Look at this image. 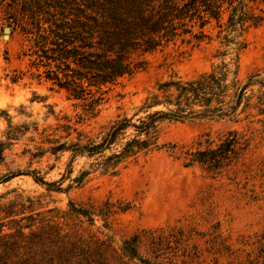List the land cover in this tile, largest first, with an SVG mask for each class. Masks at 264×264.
I'll return each mask as SVG.
<instances>
[{
  "label": "rangeland",
  "instance_id": "obj_1",
  "mask_svg": "<svg viewBox=\"0 0 264 264\" xmlns=\"http://www.w3.org/2000/svg\"><path fill=\"white\" fill-rule=\"evenodd\" d=\"M62 1L0 0V175L18 174L0 183V264H140L121 253L134 235L138 254L163 264H264V121L254 110L251 123L162 121L163 147L115 171L93 165L96 156L50 150L99 140L174 74L191 78L224 61L236 65L240 84L251 75L264 81V25L219 33L212 21L200 41L186 36L146 54L143 70L103 86L90 106L35 65L36 45H51L45 19ZM228 129L249 137L231 167L212 176L184 165L183 153L198 147L200 135L218 140Z\"/></svg>",
  "mask_w": 264,
  "mask_h": 264
},
{
  "label": "trees",
  "instance_id": "obj_2",
  "mask_svg": "<svg viewBox=\"0 0 264 264\" xmlns=\"http://www.w3.org/2000/svg\"><path fill=\"white\" fill-rule=\"evenodd\" d=\"M52 7L55 13L45 19L49 23L46 38L51 45H36L39 61L35 65L43 66L45 79L65 90L69 98L87 101L90 106L98 102L97 92L103 86L143 70L146 54L178 39L185 40L186 36L200 41L205 35L203 29L212 21L220 27L219 33L264 25V0H63ZM223 39L228 41V34ZM236 68L222 61L191 78L171 75L154 85L133 116L117 119L99 140L83 145L60 144L50 150L96 156L93 165L115 171L127 159L163 147L157 136L162 121L215 119L251 123V109L261 118L259 121H264V81L251 75L240 84ZM255 85L259 88L253 89ZM141 112L143 115L136 117ZM4 144L0 142V163ZM197 144L183 153L184 165L197 164L217 176L239 160L249 137L228 129L218 140L204 133ZM114 145L118 148L112 149ZM31 174L40 184H53ZM15 175L18 174L0 175V183ZM139 242L138 235L126 239L122 255L140 264H163L156 255H139Z\"/></svg>",
  "mask_w": 264,
  "mask_h": 264
},
{
  "label": "water",
  "instance_id": "obj_3",
  "mask_svg": "<svg viewBox=\"0 0 264 264\" xmlns=\"http://www.w3.org/2000/svg\"><path fill=\"white\" fill-rule=\"evenodd\" d=\"M9 32V28L8 27H6L5 29H4V37L6 38L7 37V33Z\"/></svg>",
  "mask_w": 264,
  "mask_h": 264
}]
</instances>
